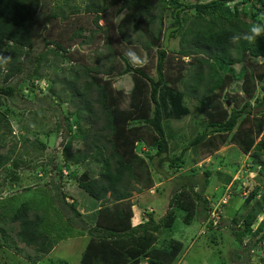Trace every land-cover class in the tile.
Wrapping results in <instances>:
<instances>
[{
	"label": "trees",
	"instance_id": "trees-1",
	"mask_svg": "<svg viewBox=\"0 0 264 264\" xmlns=\"http://www.w3.org/2000/svg\"><path fill=\"white\" fill-rule=\"evenodd\" d=\"M62 1L69 14L47 15L44 51L26 79L33 89L34 79L41 78L38 71L50 63V55L73 66L69 69L71 78L63 83L70 90L69 99H60L52 88L50 92L58 104L73 107L65 117L66 134L71 137L62 150L59 173L68 169L67 177L76 181L78 198L67 206L89 234L80 264L176 263L183 248L173 238L177 219L190 225L196 220L199 202L208 209V201L195 191L193 182L179 185L168 212L158 222L151 210L133 225L135 210L129 201L134 186H141L138 192L154 188L150 163L157 159V168L168 162L173 169H182L185 153L192 148L193 156H211L223 146H234L250 156L252 165L264 174V36L252 42L245 39L253 23L264 24V0H194L191 4L181 0H86L83 9L67 5L75 0ZM40 8L41 0H0V127L6 126L8 134L10 112L3 107L4 100L18 95V87L11 81L33 63L29 52L34 47ZM122 19L131 22L130 34L121 26ZM100 21L103 26H99ZM167 25L169 37L180 38L178 49L163 46ZM133 34H137L135 40ZM234 35L240 37L238 45L230 42ZM95 41L103 42V64L91 59L92 51L81 50ZM129 49L142 64L129 62ZM216 67L224 70L220 77ZM122 77L131 81L125 94L126 110L115 104V93L120 95L122 89L113 90L114 80ZM189 101L196 103L203 131L178 156L169 158L174 135L167 131V119L188 116ZM95 125L100 126L99 131ZM5 134H0V148ZM73 140L81 143L82 151L71 153ZM36 146L46 148L38 142ZM137 147L143 153L137 152ZM12 155L13 148L6 154L0 152V171L10 162L14 169L26 166ZM91 160L98 168L95 177L91 169L85 168L79 176L70 170L71 165ZM10 179L19 180L14 171ZM258 190H251L245 198L244 206L255 202L252 210L240 217L242 228H232L239 247L248 254L247 264H264V220L257 223L264 195L256 201ZM65 198L63 194L62 200ZM78 208L91 212L85 217ZM13 209L9 208L13 213L8 218L5 209L0 210L1 237L7 239L2 229L7 218L17 222L14 235L19 243L48 255L58 240L51 241L43 219L29 216V203ZM213 229L211 226L210 231ZM162 233L166 237H159ZM251 257L257 258L255 263L249 261Z\"/></svg>",
	"mask_w": 264,
	"mask_h": 264
},
{
	"label": "rangeland",
	"instance_id": "rangeland-1",
	"mask_svg": "<svg viewBox=\"0 0 264 264\" xmlns=\"http://www.w3.org/2000/svg\"><path fill=\"white\" fill-rule=\"evenodd\" d=\"M85 1H70L67 5H78L83 9ZM181 1L191 4L194 0ZM250 10L251 6L248 5L246 11ZM60 11H64L65 15L69 14L62 0H41V8L34 28V47L29 52L33 63L28 65L23 75L11 81L12 85L18 87V95L12 100H4L3 107L10 112L8 119L11 134L7 133L6 126L0 127V134L7 133L0 152L6 154L10 148H13L14 155L11 158L18 157L26 164L25 167L14 169L10 162L0 171V210L4 208L8 218L13 213L9 208L16 209L23 203H29L31 207L29 216L39 215L38 217H41L50 229L47 233L51 241H58L48 255L39 253L36 249L26 247L15 239L14 227L17 226V222L11 223L6 218L2 229L5 230L7 239L0 235V264H59L62 261L65 264H80V258L89 241L87 227L82 228L79 219L74 217L67 206L75 200L74 198H78L76 181L66 176L69 173L68 169L63 170L64 174L59 173L63 163L62 150L67 139L71 137L66 134L65 117L70 116L73 107L67 103L58 104L57 98L50 92L52 88L60 99H69L70 90L63 83L71 78L69 69L73 66L70 62L63 61L61 57L54 58L50 55L48 58L50 63L46 67L42 66L38 71L41 78L34 79L33 89L26 79L34 69L38 55L44 51V30L49 27L46 17L49 13H60ZM157 12L159 11H154L155 14ZM130 24L131 22H127L126 19L121 20V26L126 29L127 34H130ZM99 26H103L102 21L99 22ZM167 29L168 25L163 29L164 48L178 49L180 38L171 39ZM136 37L137 34L132 35L133 40ZM102 43L95 41L91 46L82 47L81 50L92 51L91 59L103 64L106 54ZM185 61L187 62L188 58H185ZM215 70L219 77L224 71L218 67ZM130 87L131 81L128 77L114 80L113 90L122 89L121 96L115 93L117 97L115 104H119L123 110L128 109V98L125 94ZM188 104L190 110L188 116L167 119V131L174 135L169 142L172 148L169 158L178 156L183 148L203 131L204 122L196 109V103L189 101ZM97 127L100 126L95 125L96 131H99ZM72 128L75 130L77 126L73 123ZM36 142L44 144L46 148L39 149ZM136 149L137 152L143 153L139 147ZM82 150L81 143L73 140L71 153L75 154ZM192 153L193 148L185 153L186 166L178 170L173 169L168 162L157 168V159L150 163L154 188L138 192L137 189L141 186H134L129 201L132 209L135 210L133 225L139 223L142 215L149 214L151 210L155 222H158L168 212V203L178 186L193 182L195 191L200 192L208 201V209L199 202L196 220L188 226L182 223L181 218L177 219L173 238L178 240L183 248L177 262L173 264H247L248 254L241 246L239 247L232 228L241 229L240 217L252 210L251 205L255 201L249 206H244L245 198L251 190L256 187L259 189L255 200H259V197L264 195V174L258 172L259 168L252 165L250 156L241 154L234 146H223L211 156H193ZM71 166L70 170L77 176L82 174L85 168L94 172L93 177L98 174V168L92 160L85 165ZM11 171L18 176L17 182H12L10 179ZM205 173H210V176L206 177ZM205 181L208 182L206 186ZM63 194L67 198L62 200ZM261 209L259 222L264 220V203ZM78 212L85 215L91 211L83 213V210L78 208ZM234 219L237 222L233 223ZM211 226L214 227L213 231H210ZM159 237H166V234L162 233ZM159 244L160 240L157 242L158 246ZM256 260L255 257L249 258L251 263H255Z\"/></svg>",
	"mask_w": 264,
	"mask_h": 264
},
{
	"label": "clouds",
	"instance_id": "clouds-1",
	"mask_svg": "<svg viewBox=\"0 0 264 264\" xmlns=\"http://www.w3.org/2000/svg\"><path fill=\"white\" fill-rule=\"evenodd\" d=\"M261 36H264V24L253 23L249 27L247 34L245 35V39L248 40L249 42H252V41H255L257 37H261ZM230 42L234 45H238L240 42L239 35L232 36ZM126 56L129 59V62L134 64V65H140L143 62L141 60V58L134 51H132L130 49L126 52ZM64 170H66V169H64ZM67 175L68 174H66V176ZM257 221H258V219H257ZM262 249H264V246L262 247ZM63 264H65L64 261H63Z\"/></svg>",
	"mask_w": 264,
	"mask_h": 264
},
{
	"label": "built area",
	"instance_id": "built-area-1",
	"mask_svg": "<svg viewBox=\"0 0 264 264\" xmlns=\"http://www.w3.org/2000/svg\"><path fill=\"white\" fill-rule=\"evenodd\" d=\"M217 214V213H216ZM257 223H260L259 220L257 221Z\"/></svg>",
	"mask_w": 264,
	"mask_h": 264
}]
</instances>
